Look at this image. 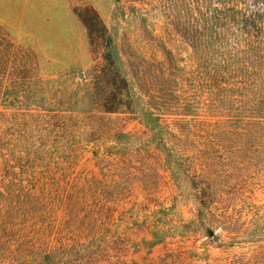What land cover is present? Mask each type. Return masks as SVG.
Returning <instances> with one entry per match:
<instances>
[{
	"label": "rangeland",
	"instance_id": "374dc122",
	"mask_svg": "<svg viewBox=\"0 0 264 264\" xmlns=\"http://www.w3.org/2000/svg\"><path fill=\"white\" fill-rule=\"evenodd\" d=\"M207 3L0 0V264H264V66L211 77Z\"/></svg>",
	"mask_w": 264,
	"mask_h": 264
},
{
	"label": "trees",
	"instance_id": "16d2710c",
	"mask_svg": "<svg viewBox=\"0 0 264 264\" xmlns=\"http://www.w3.org/2000/svg\"><path fill=\"white\" fill-rule=\"evenodd\" d=\"M192 22L193 41H203L211 77L226 82L238 74L243 88L264 66V0H208ZM245 86H244V85Z\"/></svg>",
	"mask_w": 264,
	"mask_h": 264
}]
</instances>
